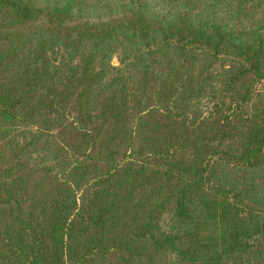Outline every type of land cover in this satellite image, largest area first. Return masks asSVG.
<instances>
[{
    "label": "trees",
    "instance_id": "16d2710c",
    "mask_svg": "<svg viewBox=\"0 0 264 264\" xmlns=\"http://www.w3.org/2000/svg\"><path fill=\"white\" fill-rule=\"evenodd\" d=\"M0 264H264V0H0Z\"/></svg>",
    "mask_w": 264,
    "mask_h": 264
},
{
    "label": "rangeland",
    "instance_id": "374dc122",
    "mask_svg": "<svg viewBox=\"0 0 264 264\" xmlns=\"http://www.w3.org/2000/svg\"><path fill=\"white\" fill-rule=\"evenodd\" d=\"M111 64L116 66L119 64V60H118V55H114L112 60H111Z\"/></svg>",
    "mask_w": 264,
    "mask_h": 264
}]
</instances>
